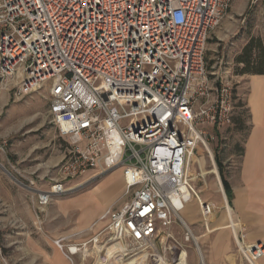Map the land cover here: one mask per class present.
Here are the masks:
<instances>
[{
	"label": "built area",
	"instance_id": "2783aa9c",
	"mask_svg": "<svg viewBox=\"0 0 264 264\" xmlns=\"http://www.w3.org/2000/svg\"><path fill=\"white\" fill-rule=\"evenodd\" d=\"M231 3L0 0V78L16 80L23 95L48 87L50 121L71 147L61 178L31 194L38 221L55 198L95 176L67 181L123 171L127 200L100 218L102 230L81 243L52 240L69 264L91 247L118 250L120 260L147 255L151 264H188L194 247L205 264L182 213L196 201L210 232L215 208L199 196L191 166L200 149L212 156L210 129L232 123L233 89L211 81L206 67L208 41ZM234 237L249 264L264 256L263 244H244L239 231Z\"/></svg>",
	"mask_w": 264,
	"mask_h": 264
},
{
	"label": "rangeland",
	"instance_id": "374dc122",
	"mask_svg": "<svg viewBox=\"0 0 264 264\" xmlns=\"http://www.w3.org/2000/svg\"><path fill=\"white\" fill-rule=\"evenodd\" d=\"M251 10L264 13V0L256 1L251 6ZM209 41L206 52L208 75L211 81H216L219 84L222 82L232 87L235 109L230 125L216 127L209 131V134L214 137V140L211 141L214 162L201 149L193 159L194 162L191 166L193 184L201 199L214 204L217 214L216 221L222 222L227 217L235 235L239 228L246 226L249 229V240L254 244L264 245V228L259 232L255 227L258 224L264 227V197L250 199L247 196L242 177L241 157L244 156V144L249 135L250 115L244 102L235 101L236 89L239 86L238 80L234 78L228 66L216 55L215 48L209 45ZM16 84L17 81L14 79L0 78V136L7 146L6 154L0 153V264H52V237L62 231L75 228V223L67 225V222L61 221L58 217L50 218L51 212L56 214V200L68 199L85 193L71 201L73 208L82 213L81 223H83L93 218L105 207L104 200L98 194L87 192L103 185L105 188H109L114 183L115 186L117 184V189L120 188V192H113L114 195L107 207L112 208L118 201L121 200L122 204L127 200L121 194L124 180L121 176L122 170L116 169L101 175L89 173L78 179L67 181L68 186H73L83 184L84 179L95 176L78 190L55 198L44 212L42 223L39 222L32 208L31 194L36 191L49 190L52 185L50 178L54 177L56 180L61 178V164L69 157L71 147L68 141L57 135L50 123L48 87H43L30 95H23L18 94L19 87ZM49 162L54 163L57 167L46 173L45 166L49 165ZM221 171L225 179L230 181L235 189L238 188V197L234 206H230L227 199ZM42 180L44 181L40 185ZM31 181L35 183V186H31ZM7 191L12 193L10 197H8ZM117 198L118 200L115 201ZM251 201L254 204L252 208L250 207ZM27 210L31 211L36 225L32 218L31 223L29 220L27 221ZM196 212L195 217H192L193 226L191 228L198 235L194 229V227L201 228L197 221L199 220L197 205ZM21 222L26 223V226L21 228ZM173 230L175 236L182 239L183 229L175 225ZM250 234H252V239H250ZM196 239L200 241V238L196 237ZM240 247L243 249V244ZM95 250L100 249L96 247ZM95 250L91 247L89 253L78 256L75 263L128 264L132 261L120 260L123 258L120 257L118 250L108 253L105 248L102 253L99 252L100 254H97ZM158 250L162 251L160 242ZM237 251H239L238 248ZM193 253L192 261L195 258ZM238 253L241 255L240 251ZM144 264H151V261H144Z\"/></svg>",
	"mask_w": 264,
	"mask_h": 264
},
{
	"label": "crops",
	"instance_id": "0c3cea01",
	"mask_svg": "<svg viewBox=\"0 0 264 264\" xmlns=\"http://www.w3.org/2000/svg\"><path fill=\"white\" fill-rule=\"evenodd\" d=\"M256 1L260 2L261 0H232L228 15L225 17L221 25L212 33L210 37L211 40L209 41V45L215 48L214 51L216 55L226 66H228L229 70L232 71L234 78L238 80L237 83L239 86L236 89L235 101L244 102L247 105L250 115L249 135L244 144V156L243 158L241 157L243 185L245 190H247V196L250 199L259 196L264 197V13L259 11L254 12L251 10V6ZM244 69L257 70L258 72L239 74V71ZM51 125L53 126L52 123ZM53 128L55 129L57 135L62 138L59 135L56 127L53 126ZM62 139L67 141L64 138ZM64 161L65 160L62 161L61 166L63 165ZM54 167V163L49 162V165L45 166L46 173H49V171ZM121 176L123 178V171L121 172ZM50 180L53 184V181L56 179L52 177ZM43 181L44 180L40 181V185H42ZM83 181L85 182L87 179H84ZM226 181L229 184L232 196V200L228 201L230 206H234V202L238 197V188L235 189L230 181L227 179ZM125 190L126 184L124 181V187L121 194L124 195ZM113 192H120V188L117 189V184L115 186V183L109 188H105V185H103L87 192L98 194L99 197L104 200L105 207L102 208L95 216H93V218H90L83 223H81L82 213L73 208L71 201L76 200V198H79L85 193L82 195L69 197L68 199L60 198L56 200V214L51 212L49 214L50 218L53 219L58 217L61 219V221H65V223L67 222V225L70 223H75V228L62 231L52 237V264H69L61 251L53 244V239L71 237L68 240V243H81L89 240L105 227L106 222L99 221L100 218L110 209L107 207L114 195ZM7 194L8 197L12 195L10 191H7ZM117 200L118 198L115 201ZM203 201L214 206V204L210 201ZM252 202L253 201L250 203L251 208L254 205ZM123 204L124 203H119L115 208L120 209ZM196 205L199 209V220L197 221L201 228L194 227L198 235L195 233L194 234L197 238H200L199 244L204 257V263L249 264L244 259L243 255L241 254V256L238 253L240 249L231 230L232 227L230 228L232 224L229 222V219L226 217L222 222L216 221V209L209 223L210 232H208L204 227L198 203H190L182 213L183 218L190 225V227L193 226V223H191L192 217H195L194 215L197 214ZM42 216L44 218V214H42ZM31 218L36 225L35 218L33 217L31 211L27 210L26 219L27 221L29 220L30 223ZM96 223L98 224L92 229ZM25 224L26 223L21 222V228L26 226ZM255 227L259 232L262 228H264L261 224L255 225ZM191 229L193 231V228ZM239 233L245 235L244 244H254L248 238L249 229L246 226L244 228H239ZM250 239H252V234H250ZM237 248L239 251H237ZM34 251L38 252L36 250ZM192 252H194L193 254L195 256L193 261ZM188 264H199V258L194 247H191L189 250ZM257 264H264V256L257 262Z\"/></svg>",
	"mask_w": 264,
	"mask_h": 264
},
{
	"label": "trees",
	"instance_id": "16d2710c",
	"mask_svg": "<svg viewBox=\"0 0 264 264\" xmlns=\"http://www.w3.org/2000/svg\"><path fill=\"white\" fill-rule=\"evenodd\" d=\"M258 71L257 70H248V69H244V70H241L239 71V74H245V73H257ZM243 128V127H241ZM221 169V168H220ZM221 175H222V182H223V185H224V189H225V192L227 194V197H228V200H232V196H231V191H230V187H229V184L228 182L226 181L224 175H223V172L221 171Z\"/></svg>",
	"mask_w": 264,
	"mask_h": 264
},
{
	"label": "bare ground",
	"instance_id": "6f19581e",
	"mask_svg": "<svg viewBox=\"0 0 264 264\" xmlns=\"http://www.w3.org/2000/svg\"><path fill=\"white\" fill-rule=\"evenodd\" d=\"M195 157H193V159H194ZM211 159H212V161L214 162V159H213V156H211ZM193 162H194V160H193ZM220 183V182H219ZM220 186H221V184H220ZM222 187V186H221ZM146 256L147 255H145V256H143V258L142 257H138V258H136L135 260H133L132 262H130V263H128V264H144V261H145V259H146Z\"/></svg>",
	"mask_w": 264,
	"mask_h": 264
}]
</instances>
